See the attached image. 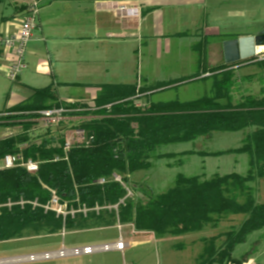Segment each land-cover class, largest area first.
I'll return each mask as SVG.
<instances>
[{
  "label": "trees",
  "instance_id": "trees-1",
  "mask_svg": "<svg viewBox=\"0 0 264 264\" xmlns=\"http://www.w3.org/2000/svg\"><path fill=\"white\" fill-rule=\"evenodd\" d=\"M7 0H0V5ZM27 7L22 6L21 11ZM236 39L221 34L224 42ZM203 61H205L203 47ZM252 63L264 71V58H251L216 68H203L196 77L161 84L160 91L193 82H211L208 96L183 101L135 104L136 86H116L103 90L94 100V110L85 109L73 116H90L74 124L92 137L88 147L74 146L65 159L64 134H46L33 140L30 131L36 125L38 112L60 106L56 87L36 89L33 96L17 106L0 112V130H19L0 139V159L22 154L40 162L36 173L17 167L0 172V243L23 237L26 231L60 232L72 228L79 218V227L100 226L116 218L114 211L91 213L84 218L62 217L54 212L19 202L37 200L45 205L55 194L68 208L113 206L127 191L113 175L121 177L129 187L131 176L147 171L153 160L174 158L177 154L162 153L160 147L192 143L216 133L248 131L240 147L214 155L246 154V174L231 173L187 176L176 175L173 186L163 193L150 192L135 186L133 195L118 206V218L133 226L135 232L153 233L158 239L204 234L217 230L230 217H240L238 226L203 236V249L196 264H244L249 254L235 256L237 248L248 237L264 230V203L257 201L258 183L264 180V85L259 96L251 93L235 95L238 88L234 66ZM206 73L212 76L200 78ZM263 80V79H262ZM63 122L58 129H67ZM184 155V154H182ZM105 179L104 184H99ZM141 194V196L138 195ZM11 205L9 206L8 204Z\"/></svg>",
  "mask_w": 264,
  "mask_h": 264
},
{
  "label": "crops",
  "instance_id": "crops-1",
  "mask_svg": "<svg viewBox=\"0 0 264 264\" xmlns=\"http://www.w3.org/2000/svg\"><path fill=\"white\" fill-rule=\"evenodd\" d=\"M15 2L12 15L0 17V36L16 33L25 16V10L20 9L27 7L29 0ZM39 3L38 29L25 53L27 67L2 111L24 103L34 90L53 85L60 103L58 108L73 103L74 110L78 104L94 110L98 94L116 86H136L137 106L161 103L164 101L152 99L165 92L160 91L161 84L193 78L203 68L224 64L219 35L240 38L264 29L263 26L255 33H227L240 21L253 18L258 6H264V0H40ZM118 7L132 12L120 14L115 9ZM185 43L194 56L195 72L160 81L157 63ZM203 47L205 61L200 50ZM10 60L11 52L0 49V69L6 70ZM183 61L184 57L179 56L176 62ZM240 68L241 65L233 67L236 77H240L237 75ZM210 76L212 73H206L200 78ZM252 78L253 74L244 76L247 81ZM205 82L211 85L210 81ZM251 84L258 86L256 93L251 94L259 96L264 81ZM71 114L64 117L69 126L90 119ZM247 132L199 138L185 143L192 145L190 149L174 154H184L188 164H192L190 168H197L194 175L246 174L249 169L246 154H214L240 147Z\"/></svg>",
  "mask_w": 264,
  "mask_h": 264
},
{
  "label": "rangeland",
  "instance_id": "rangeland-1",
  "mask_svg": "<svg viewBox=\"0 0 264 264\" xmlns=\"http://www.w3.org/2000/svg\"><path fill=\"white\" fill-rule=\"evenodd\" d=\"M16 4L15 0H7L0 5V17L12 15ZM257 12L253 18L249 16L247 18L249 20L240 21L236 28L229 30V32L227 31V33L233 35L242 31L255 33L264 26V6L262 4L258 6ZM186 43L180 48L173 49L171 55L161 59V63H157L160 81H168L173 77H186L195 72L194 56L191 53L190 46H187ZM179 56L184 57L185 61L183 63L176 62ZM256 58L263 59L264 55ZM154 66L156 68V64ZM249 74H253V78L247 81L244 76H249ZM237 75L241 77H236L239 81H237L238 88L235 95L238 96L251 92L256 93L255 90L258 86L251 83L264 81V71H261L252 63L241 64ZM16 86H18L16 82H12L7 78V71L0 69V111L4 109L8 96H10L11 91ZM211 89L210 83L193 82L169 89L152 97V99L164 102L175 100L186 102L208 96ZM49 129L52 130V133L60 134H65L68 130ZM46 131L47 129L41 126L35 127L30 131V136L33 140H38L46 134ZM19 132V130L13 129L0 130V139ZM191 146L189 144L168 145L160 147L159 151L165 154L179 153L185 149H190ZM187 161L188 159L182 154H177L176 157L170 159L153 160V165L149 170L139 171L131 176L128 188L132 195L135 186L143 188L147 192H150L149 188H151L156 193H163L173 186L177 174L194 175L197 168H190L192 164H188ZM210 175L212 174L207 176ZM138 195L141 196L140 193ZM256 198L259 203H264V180L258 183ZM105 211L112 212L114 210L104 208L99 212ZM91 213L96 212L92 211L88 214ZM114 213L116 218H111L108 220L109 223L106 222V224L104 223L100 226H94V224L90 223L88 226L82 225L79 227V218H76L72 228H65L64 224L62 230L57 233L26 231L20 239L1 242L0 264H196L197 258L203 249L200 238L225 231L231 226H238L241 222L240 217H230L222 222L217 230L204 234L158 239L151 233H135L132 225L123 224L119 221L118 213L116 211ZM120 237L127 245L122 251L110 250L91 255L65 256L32 261L23 259L31 255L56 252L62 248L73 249L84 246L112 244L118 241ZM246 253L249 254L247 264H264V230L251 234L247 242L237 248L235 256Z\"/></svg>",
  "mask_w": 264,
  "mask_h": 264
},
{
  "label": "built area",
  "instance_id": "built-area-1",
  "mask_svg": "<svg viewBox=\"0 0 264 264\" xmlns=\"http://www.w3.org/2000/svg\"><path fill=\"white\" fill-rule=\"evenodd\" d=\"M40 0H29L27 8L25 10V16L21 21L18 31L14 34L0 36V49L9 50L11 52V60L7 66V78L16 82L19 76L26 69L27 64L25 61L26 48L29 42L33 39L35 31L38 29V16L40 11ZM116 11L120 14L131 13L132 11L124 8L118 7L115 8ZM66 107L53 108L50 110H43L38 112V118H36L35 127H43L45 129L49 128H59V125L66 120L64 119L65 114L83 111V109L74 110L72 104ZM68 130L64 134V147L63 151L65 153V159L70 149L74 146H85L88 147L91 143L92 137H88L83 129H80L74 125H71L67 128ZM40 162L33 161L31 159H26L22 154L6 155L0 159V172L9 170L12 168L21 167L26 169L29 173H36L39 169ZM113 179L116 182L122 184V186L127 191L126 196L120 200V202L113 206H104L95 208H87L85 205L79 206L78 209L68 208L66 203H63L59 198L54 194L52 198L45 205L40 204L37 200L26 202L21 201L19 205L23 206L24 204H30L34 208H42L45 212H54L58 217H62L63 222L67 216L75 218L77 214H80L84 217L87 216L89 212L99 213L101 209L107 208L110 210L116 211L118 213V206L124 204L125 199L132 196V192L129 188L122 182L121 177L118 175H113ZM105 179H100L99 184H104ZM9 206L11 205L8 204ZM118 216V215H117ZM126 247V244L123 242V239L120 237L118 241L112 244H103L96 246H84L81 248L66 249L62 248L56 252L31 255L29 257L23 258L27 260H40L56 257H65V256H82V255H91L97 252H106L110 250L122 251Z\"/></svg>",
  "mask_w": 264,
  "mask_h": 264
},
{
  "label": "water",
  "instance_id": "water-1",
  "mask_svg": "<svg viewBox=\"0 0 264 264\" xmlns=\"http://www.w3.org/2000/svg\"><path fill=\"white\" fill-rule=\"evenodd\" d=\"M224 63L234 64L264 55V29L253 36L229 39L222 43Z\"/></svg>",
  "mask_w": 264,
  "mask_h": 264
}]
</instances>
